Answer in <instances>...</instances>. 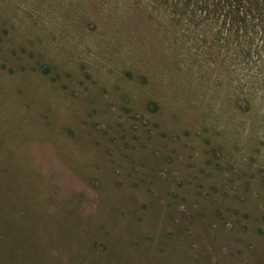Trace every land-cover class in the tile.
I'll list each match as a JSON object with an SVG mask.
<instances>
[{
    "label": "rangeland",
    "instance_id": "374dc122",
    "mask_svg": "<svg viewBox=\"0 0 264 264\" xmlns=\"http://www.w3.org/2000/svg\"><path fill=\"white\" fill-rule=\"evenodd\" d=\"M205 2L0 0V264H264V16Z\"/></svg>",
    "mask_w": 264,
    "mask_h": 264
},
{
    "label": "trees",
    "instance_id": "16d2710c",
    "mask_svg": "<svg viewBox=\"0 0 264 264\" xmlns=\"http://www.w3.org/2000/svg\"><path fill=\"white\" fill-rule=\"evenodd\" d=\"M178 6L180 7V11L183 12V14H188L189 12H192L193 9L196 6H199V4H203V0H176ZM210 0H206L205 4L209 3ZM214 3L215 8L225 7L223 4L226 2L227 7L229 8V12L227 15L229 17H233L235 22H239L241 15L247 19L248 18V11H245L246 14L242 13V6L244 4L250 3V6L257 8L259 13L264 16V0H212ZM210 5H206L205 12L210 8ZM246 15V16H245ZM236 18V19H235ZM245 20L243 19V22ZM242 22V21H241ZM242 22V23H243Z\"/></svg>",
    "mask_w": 264,
    "mask_h": 264
}]
</instances>
